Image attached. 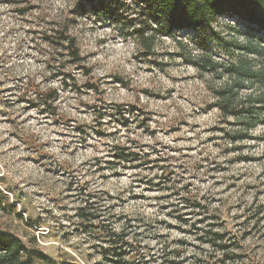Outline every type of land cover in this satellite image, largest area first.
<instances>
[{"label":"clouds","instance_id":"9594fccd","mask_svg":"<svg viewBox=\"0 0 264 264\" xmlns=\"http://www.w3.org/2000/svg\"><path fill=\"white\" fill-rule=\"evenodd\" d=\"M0 264H264V0H0Z\"/></svg>","mask_w":264,"mask_h":264}]
</instances>
